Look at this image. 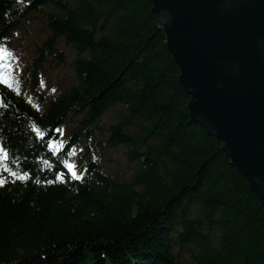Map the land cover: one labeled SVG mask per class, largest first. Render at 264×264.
Instances as JSON below:
<instances>
[{
    "label": "trees",
    "instance_id": "16d2710c",
    "mask_svg": "<svg viewBox=\"0 0 264 264\" xmlns=\"http://www.w3.org/2000/svg\"><path fill=\"white\" fill-rule=\"evenodd\" d=\"M40 17L49 36L34 72L49 57L65 64L64 44L74 54L76 84L50 98L44 113L0 87L8 142L0 139L7 152L0 160V264H184L186 257L264 264V211L216 140L190 117V96L152 0H0V45ZM115 111L118 126L102 124ZM72 115L82 117L59 162L51 160L48 143H60ZM82 137L100 140L104 151L130 146L139 153L126 156L139 167L135 181L118 185L119 178L92 173L73 185L56 174L45 178L57 165L65 171L69 149ZM16 144L46 152L41 173Z\"/></svg>",
    "mask_w": 264,
    "mask_h": 264
},
{
    "label": "water",
    "instance_id": "95a60500",
    "mask_svg": "<svg viewBox=\"0 0 264 264\" xmlns=\"http://www.w3.org/2000/svg\"><path fill=\"white\" fill-rule=\"evenodd\" d=\"M190 96L264 211V0H152Z\"/></svg>",
    "mask_w": 264,
    "mask_h": 264
},
{
    "label": "rangeland",
    "instance_id": "374dc122",
    "mask_svg": "<svg viewBox=\"0 0 264 264\" xmlns=\"http://www.w3.org/2000/svg\"><path fill=\"white\" fill-rule=\"evenodd\" d=\"M49 10L46 9V11ZM21 28L13 33L7 44L0 47V74L6 75L12 82V85L16 86V91L24 99L41 113H44L47 108L46 103L50 98L57 99L62 93L67 92L76 84L72 70L74 54H72L70 48H66L64 44H61L59 48L66 52L67 62L63 64L54 60L53 57L48 58L44 66L40 68L38 78L34 77L33 65L39 58L38 50L47 40L49 31L43 22V17L35 18L28 26L23 24ZM37 79L38 82L36 81ZM34 82H37V87L34 85ZM41 103H45V105L42 107ZM114 114V112H109L105 116L103 120L105 126L111 122ZM81 117V115L74 116V120L63 128V134L65 133L66 138L68 134L71 135V131L77 126ZM66 138L60 147L66 144ZM95 139L88 141L82 138L81 143L77 144L69 154V162L74 163L80 173L87 169L86 164L89 161L86 162L87 157L92 158V156L101 152L105 153L106 156L98 161V163L101 162L108 165L109 159H115L117 163L121 164L120 171L122 174H126L128 171L134 173L136 167L129 166L126 163L122 147L103 152L100 140L95 141ZM108 166L110 167V164ZM184 262L187 264L186 260Z\"/></svg>",
    "mask_w": 264,
    "mask_h": 264
},
{
    "label": "bare ground",
    "instance_id": "6f19581e",
    "mask_svg": "<svg viewBox=\"0 0 264 264\" xmlns=\"http://www.w3.org/2000/svg\"><path fill=\"white\" fill-rule=\"evenodd\" d=\"M1 47V46H0ZM38 73H39V71H38ZM38 73L36 74L35 72H34V70H33V75H34V77H38ZM38 82V81H37ZM26 98V97H25ZM28 99V98H27ZM29 100V99H28ZM30 101V100H29ZM42 104V107L45 105V103H41ZM47 104V103H46ZM47 106V105H46ZM104 120V119H103ZM103 120H102V124H103ZM117 112L115 111V114H114V118H112V120H111V122L108 124L109 126H118V124H117ZM69 123H68V121H66L65 122V125H68ZM75 124V123H74ZM115 128V127H114ZM120 128V127H119ZM117 130V129H116ZM4 131L3 130H1L0 129V139H1V141H3V142H5L6 141V144H8V142H7V138L5 137V135H4V133H3ZM102 139H104V137H106V135H107V132L106 131H104V130H102ZM35 138V137H34ZM82 138H84V137H82ZM48 143V142H47ZM50 144V141H49V143H48V145ZM59 145V144H58ZM103 145H105V144H103ZM15 147H16V151L17 152H19L20 154H22V156L26 159V162H28L29 164H32L30 167H32L33 169H34V171H38V172H42L43 170H44V168H43V166H42V164H44V163H47L48 164V161L49 160H47V158H46V152L45 151H43V150H41V153L40 152H37V150H36V152H34L33 154H31V153H26V149L25 148H23L21 145H18V144H16L15 145ZM120 147H122V149L124 150V157H125V161H126V163L129 165V166H134V167H136L135 168V170H134V173H131L130 171H128V172H126V174H122V172L120 171L121 169V164L120 163H117L116 162V160L114 159H109V164H110V167L108 166V165H105V164H103V163H101V162H99L98 163V161H100V160H102L105 156H106V154L105 153H98L97 155H94V156H92V158L91 157H87V159H86V162L88 161V163L86 164V166L89 168V169H85L84 170V172H82L81 174H82V176H87V174H94V175H99V176H102V177H110V178H112V179H116V178H119L118 179V185H121V183L122 184H124V182L123 181H125V182H134L135 181V179L136 178H134L135 177V173L138 171V165L136 164V163H133V164H129V161H127V159H126V156L128 155V153H131L132 154V156L135 158V159H137V158H139V153H135L134 152V150L130 147V146H127V147H125V146H119V147H117V148H110V149H108V147L106 148L107 150V152L109 151V150H116V149H118V148H120ZM70 151L72 150V148H70L69 149ZM38 151H40L39 149H38ZM47 152H48V157L51 159V160H58V162H59V159H60V150L59 151H57V152H54L53 151V149L52 148H48L47 150H46ZM103 152H105V151H103ZM35 153H36V155H35ZM29 154V155H28ZM145 154V153H144ZM145 155H142V156H140V162H141V164H144V162H145V160H146V158L144 157ZM21 157V156H20ZM30 157H31V159H30ZM90 158V159H89ZM145 158V159H144ZM30 159V160H29ZM1 160V159H0ZM18 161H20V160H18ZM40 161H42V164L40 163ZM68 161H69V159H68ZM106 161V160H105ZM55 162V161H54ZM23 166V163H22V161H20V164H17L16 163V166H20V168H22V166ZM97 165V166H96ZM140 166V165H139ZM143 167V166H142ZM59 168L60 169H62L61 167H59V165H57L56 166V168H55V170L54 169H51V170H48L47 172H46V175H48V176H52L53 174H56V176H57V178H58V174L59 173H63L64 174V180L66 179V181L69 183V184H79L81 181H82V179H75V178H73L72 176H71V174H70V172H69V170L67 169V167H66V165H65V167H64V169H65V171L64 172H62V171H59ZM144 168V167H143ZM99 169V170H98ZM100 169H102V170H100ZM63 170V169H62ZM115 170V171H114ZM55 171V172H54ZM106 171V172H105ZM124 175V176H123ZM164 185H166V182L165 183H163ZM251 190V189H250ZM252 191V190H251ZM253 193V192H252ZM254 194V193H253ZM255 195V194H254ZM256 197V196H255ZM167 234H168V236H170V234L172 235L173 234V232L171 233V232H169V230L167 231ZM174 235H176V239H178V240H181L180 238H179V235L178 234H174ZM173 236V235H172ZM172 239H175V237H172ZM179 244H181V243H183L184 244V242H182V241H177ZM107 257V256H106ZM105 258V257H104ZM184 260H186V263L187 264H197L196 263V261H191L190 259H184ZM184 264H185V262H184Z\"/></svg>",
    "mask_w": 264,
    "mask_h": 264
},
{
    "label": "snow or ice",
    "instance_id": "6c2138e0",
    "mask_svg": "<svg viewBox=\"0 0 264 264\" xmlns=\"http://www.w3.org/2000/svg\"><path fill=\"white\" fill-rule=\"evenodd\" d=\"M0 83H3L5 85H7L8 87H12V82L4 74H0ZM53 91H55V90H53ZM35 131L41 137H43L45 135L41 131L40 128H35ZM62 144H63L62 141L58 145L56 140H52L50 142V144H49V147L52 148L54 152H57V151H59V148H60V146H62ZM0 153H3V156H0V159H3V158L7 157V152L5 151L4 148L0 147ZM65 165H66L67 169L69 170V172H70V174H71V176L73 178H75V179H82L83 178L82 174L77 170V166L74 163L65 161ZM11 175L12 176H17V173L12 171ZM19 178L22 179V180L27 179L28 178V173H24V172L20 173L19 174ZM58 178L63 180L64 179V174L63 173L58 174ZM4 182H5V180H4L3 176H0V185H2ZM48 183H51V181H48Z\"/></svg>",
    "mask_w": 264,
    "mask_h": 264
}]
</instances>
